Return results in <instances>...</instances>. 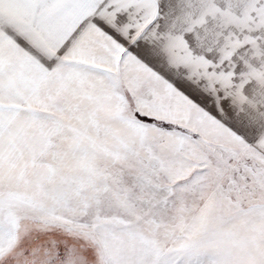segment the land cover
<instances>
[{
    "label": "snow or ice",
    "instance_id": "6c2138e0",
    "mask_svg": "<svg viewBox=\"0 0 264 264\" xmlns=\"http://www.w3.org/2000/svg\"><path fill=\"white\" fill-rule=\"evenodd\" d=\"M0 264H264V0H0Z\"/></svg>",
    "mask_w": 264,
    "mask_h": 264
}]
</instances>
